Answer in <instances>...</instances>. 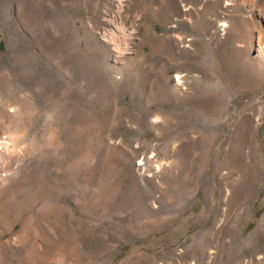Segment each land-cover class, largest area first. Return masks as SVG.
<instances>
[{"label":"rangeland","instance_id":"obj_1","mask_svg":"<svg viewBox=\"0 0 264 264\" xmlns=\"http://www.w3.org/2000/svg\"><path fill=\"white\" fill-rule=\"evenodd\" d=\"M0 264H264V0H0Z\"/></svg>","mask_w":264,"mask_h":264},{"label":"bare ground","instance_id":"obj_2","mask_svg":"<svg viewBox=\"0 0 264 264\" xmlns=\"http://www.w3.org/2000/svg\"><path fill=\"white\" fill-rule=\"evenodd\" d=\"M228 201H229V200H228ZM226 204H228V203H226ZM229 208H230V207H229ZM229 208H228V209H229ZM228 209H226V210H228ZM230 209H231V208H230ZM220 212H221V211H220ZM226 212H227V211H226ZM221 213H222V212H221ZM222 216H224V215H222ZM254 249H255V248H254Z\"/></svg>","mask_w":264,"mask_h":264}]
</instances>
